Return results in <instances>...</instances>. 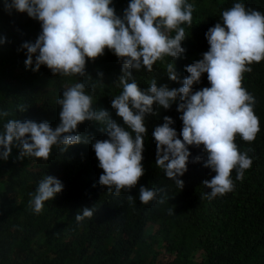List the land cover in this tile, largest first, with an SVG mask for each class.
I'll return each instance as SVG.
<instances>
[{
	"label": "trees",
	"instance_id": "16d2710c",
	"mask_svg": "<svg viewBox=\"0 0 264 264\" xmlns=\"http://www.w3.org/2000/svg\"><path fill=\"white\" fill-rule=\"evenodd\" d=\"M130 0H112L121 18ZM195 7L192 25L185 28V49L178 58L164 57L153 65L134 71L138 86L146 89L155 80L157 86L180 88L190 74L188 65L203 59L210 45L206 33L222 23V13L235 3L264 14V0H188ZM42 32L41 22L16 10L7 11L0 0V132L11 119L47 121L55 129L60 123L61 106L57 100L75 83L85 84V93L93 97L95 110H107L122 127L123 119L112 108V100L121 94L118 86L122 61L109 49L94 61L87 60L86 75L81 77L54 74L46 65L34 71L27 67L23 43H34ZM170 35L174 36L175 32ZM175 65L177 81L169 79L167 65ZM243 74L242 87L255 97L254 113L260 121L256 139L248 143L239 135L235 143L241 152L248 149L253 163L236 179L235 188L222 197L208 199L210 192L203 181L215 173L204 167L207 159L203 146H189L188 171L179 179L181 190L156 165L157 142L152 135L164 117L178 134L183 128L178 104L170 109L154 104L155 115L147 114L142 165L144 175L131 191L120 195L99 183V167L92 143L109 139L102 125L85 121L78 134L87 140L69 146H53L48 160L18 158L13 148L8 160L0 159V264H264V60L249 65ZM103 74L102 77L100 74ZM211 87L207 73L193 85V92ZM23 106L26 111L21 112ZM130 131V130H129ZM200 156L199 161L195 158ZM52 175L63 184V191L46 201L41 213L29 206L39 182ZM141 186L158 191L164 203L140 202ZM163 190V191H161ZM133 198L129 200V197ZM93 208V216L77 221L83 208ZM171 210V211H170Z\"/></svg>",
	"mask_w": 264,
	"mask_h": 264
},
{
	"label": "clouds",
	"instance_id": "9594fccd",
	"mask_svg": "<svg viewBox=\"0 0 264 264\" xmlns=\"http://www.w3.org/2000/svg\"><path fill=\"white\" fill-rule=\"evenodd\" d=\"M111 4L112 0H4L7 11L27 13L41 22L42 32L36 41L22 45L27 50V67H32L35 57L34 71L46 65L54 74L83 77L87 60L94 61L106 48L122 61V75L117 82L122 92L111 106L126 127L118 124L107 110H95L93 97L85 93V84L75 83L57 100L61 110L55 129L47 121L11 119L4 124L0 159L8 160L13 148H19L20 159L27 156L48 160L53 146H64L61 150L67 151L69 146L86 143L78 134V125L95 121L109 137L92 143L103 169L99 183L118 196L122 190L130 192L144 175L146 115L156 114L154 104L170 109L177 103V110L182 113V139L171 127L174 120L164 117L165 122L152 133L157 142L156 165L183 190L184 181L179 177L188 171L192 155L189 146H203L207 156L204 167L215 173L203 181L210 189L207 198L232 192L233 170L236 179L243 180L253 163L248 155L252 149L241 152L236 136L251 143L260 131V121L254 113L255 97L242 87V80L245 72L252 71L249 65L264 60V14L235 3L223 11L222 23L207 31L210 48L203 53V59L186 67L190 75L182 87H158L153 80L148 88L141 89L130 70L146 68L151 72L158 60L163 61L166 56L178 58L185 52V28L181 25H192L195 7L188 0H130L121 18ZM172 32L174 36L170 35ZM167 73L169 79L178 80L175 65L168 64ZM204 73L211 87L193 92V85L201 81ZM20 110L27 109L21 106ZM8 115L0 112V116ZM200 159L197 156L195 161ZM63 187L59 179L46 175L29 201L30 208L41 213L45 202L54 199ZM139 199L145 205L154 200L164 203L157 190L144 186L139 189ZM93 214V208L85 207L75 219L83 221Z\"/></svg>",
	"mask_w": 264,
	"mask_h": 264
}]
</instances>
